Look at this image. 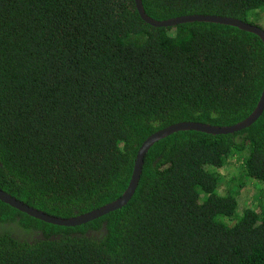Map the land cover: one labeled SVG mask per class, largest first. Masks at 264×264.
<instances>
[{
    "label": "trees",
    "instance_id": "obj_1",
    "mask_svg": "<svg viewBox=\"0 0 264 264\" xmlns=\"http://www.w3.org/2000/svg\"><path fill=\"white\" fill-rule=\"evenodd\" d=\"M142 1L158 21L213 15L264 30V0ZM263 90L264 43L239 28H156L135 0H0V187L54 217L92 212L122 197L152 134L236 125ZM231 161L239 174L221 193ZM247 183L264 195V113L235 134L160 140L128 205L87 224L0 201V224L24 234L0 231V264H264V207L239 211Z\"/></svg>",
    "mask_w": 264,
    "mask_h": 264
},
{
    "label": "water",
    "instance_id": "obj_2",
    "mask_svg": "<svg viewBox=\"0 0 264 264\" xmlns=\"http://www.w3.org/2000/svg\"><path fill=\"white\" fill-rule=\"evenodd\" d=\"M135 4H136L137 11L139 15L141 16L142 20L145 21L147 24L153 27H156V28L174 27L179 24L192 23V22L216 23V24H221L225 26L236 27V28H239L240 30L255 34L258 37H260V39L264 43V30L261 27L253 25V24H249L239 19L222 17V16H213V15H194V16H183V17L173 18V19H169L165 21H158V20L151 18L146 13L142 0H135ZM263 113H264V90H263L261 99L256 109L253 111V113L246 120L236 125L227 126V127H219V126H212V125L197 123V122H182V123H177L175 125L169 126L163 130H160L152 134L143 143L142 147L139 149L131 182L129 184L128 189L125 191L122 197L92 212L79 215L76 217H71L68 219L54 217V216L48 215L44 213L43 211H40L18 200L11 194L4 191L1 187H0V201L27 214L30 217H33L35 219H38V220H41V221H44L46 223H50L53 225L65 226V227H76V226H80L83 224H87L105 215H108L109 213L120 210L126 205H128V203L132 200V198L134 197L139 187L145 157L148 154L149 150L160 140L165 139L169 137L170 135L181 132V131H197V132L207 133L211 135L235 134L246 128H249L254 123H256L257 120L263 115Z\"/></svg>",
    "mask_w": 264,
    "mask_h": 264
},
{
    "label": "rangeland",
    "instance_id": "obj_3",
    "mask_svg": "<svg viewBox=\"0 0 264 264\" xmlns=\"http://www.w3.org/2000/svg\"><path fill=\"white\" fill-rule=\"evenodd\" d=\"M239 174V168L234 161L228 163L227 167L223 171L224 181L221 185V193L228 191V185L234 186V179ZM243 187V188H242ZM245 187V188H244ZM260 188L256 184L247 183L241 186L239 193L236 194L239 202V211L242 212L248 207L259 208L264 207V195L260 192Z\"/></svg>",
    "mask_w": 264,
    "mask_h": 264
},
{
    "label": "flooded vegetation",
    "instance_id": "obj_4",
    "mask_svg": "<svg viewBox=\"0 0 264 264\" xmlns=\"http://www.w3.org/2000/svg\"><path fill=\"white\" fill-rule=\"evenodd\" d=\"M15 227H16V225L6 226V225H1L0 224V231L1 232L10 231L15 238H19V237L23 238L24 237V234H21V236H19V233H16L15 230H14ZM18 232H19V230H18ZM20 233H22L21 230H20ZM30 237H32V235ZM33 237H34V239H37V238L38 239H42L43 238L41 232H35V236H33Z\"/></svg>",
    "mask_w": 264,
    "mask_h": 264
}]
</instances>
